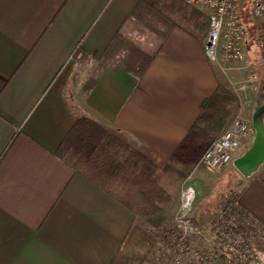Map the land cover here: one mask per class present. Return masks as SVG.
Returning <instances> with one entry per match:
<instances>
[{
  "label": "crops",
  "instance_id": "1",
  "mask_svg": "<svg viewBox=\"0 0 264 264\" xmlns=\"http://www.w3.org/2000/svg\"><path fill=\"white\" fill-rule=\"evenodd\" d=\"M154 8L0 0V264H143V216L74 169L61 142L84 116L163 168L185 161L190 128L212 117L202 102L241 89L240 73L204 56L205 35L165 16L148 24ZM250 91L236 117L251 131L235 157L254 139V119L264 126V94L253 101ZM241 177L236 203L264 224V159Z\"/></svg>",
  "mask_w": 264,
  "mask_h": 264
},
{
  "label": "trees",
  "instance_id": "2",
  "mask_svg": "<svg viewBox=\"0 0 264 264\" xmlns=\"http://www.w3.org/2000/svg\"><path fill=\"white\" fill-rule=\"evenodd\" d=\"M151 1L163 16L186 31L199 37L206 34L208 17L206 18L197 7L185 4L182 0ZM245 4L241 17L247 28V50L251 58H258L260 52L254 43V28ZM78 52L79 49L75 54ZM229 102V94L220 91L204 100L201 107L202 110L219 112L226 108ZM222 129V120H218L216 116L202 115L194 122L187 137L193 139L196 144L207 147ZM58 151L74 169L105 188L135 213L148 210L155 202L168 200L172 194L169 185L179 186L183 175L190 173L196 164L192 160L179 161L172 157L163 168L158 169L141 153L84 116L75 121ZM238 211L251 217V224L255 223L254 227L257 224L264 231L262 222L239 207Z\"/></svg>",
  "mask_w": 264,
  "mask_h": 264
},
{
  "label": "rangeland",
  "instance_id": "3",
  "mask_svg": "<svg viewBox=\"0 0 264 264\" xmlns=\"http://www.w3.org/2000/svg\"><path fill=\"white\" fill-rule=\"evenodd\" d=\"M249 1L250 0H247L248 3L245 4L247 8ZM198 9L207 18L206 11L202 8ZM146 17L148 19L147 21H149L148 24L153 26L154 24H158L159 19L164 16L154 8L148 11ZM263 69L264 68H260V71ZM236 72L240 73L236 83L237 86L241 88L246 82V73L243 71L244 74L242 71L238 70ZM230 80L234 84L235 79L233 78ZM263 86L264 84L258 83L255 89L250 91L253 92L251 95L253 99L257 96L259 98V95L263 96ZM230 90V92L228 91L230 102L227 104L226 108H223L219 112L215 110L209 111L213 117L216 116L218 120H222V131L225 130L231 120L240 113V106L244 101L243 98H245V96L249 97L245 95V92L249 90L242 88L238 90L231 88ZM253 101H255V99ZM245 121L248 122L247 120ZM244 136L240 140V145ZM245 139H247V137H245ZM185 144L187 148L183 153L184 160L194 161L196 163L195 167L190 173L183 175L180 179L179 186H176L177 184L169 185V191L172 194L169 195L168 200L155 202L154 206L148 210L136 213L143 216L145 241L147 243L143 264H173L176 257L179 258L181 264H230L235 256L237 264L241 261V264H264V231H262L257 224L256 227H254L255 223L251 224V217L247 219L249 223H245V220L240 215L238 216L239 211L236 199L242 185L241 174L232 163H229L217 171L206 169L199 163L200 155L206 149V146L196 144L193 139H189ZM238 151H240V146L236 153H238ZM184 179L186 181L183 183ZM186 185H191L195 189L191 215L199 230V232L191 233L187 236L188 245L194 250L214 249L217 251V249H220L218 259L216 258L214 261L201 263L191 257L189 253L178 254L172 237L165 232L167 226L173 221L174 215L179 208L181 187ZM214 224L224 228L225 233L230 238V243L236 246L235 249H224L216 242L209 231V228ZM242 225L244 226L241 227ZM238 242H240L241 245ZM244 252L248 257L243 255Z\"/></svg>",
  "mask_w": 264,
  "mask_h": 264
},
{
  "label": "built area",
  "instance_id": "4",
  "mask_svg": "<svg viewBox=\"0 0 264 264\" xmlns=\"http://www.w3.org/2000/svg\"><path fill=\"white\" fill-rule=\"evenodd\" d=\"M182 1L185 4L202 8L207 13L208 29L203 41V53L207 60L223 71H244L246 82L241 88L255 89L260 80L258 69L259 67L264 68V0H250L248 5V14L254 28L255 45L260 52L258 58H251L247 50V28L241 17L246 0ZM250 130L251 126L248 122L235 117L229 126L202 152L199 163L210 171L220 170L232 163L240 146L241 138ZM185 179L183 183L186 181ZM194 196L195 189L191 185L181 187L179 208L165 232L172 237L178 254L189 253L198 262H211L218 259L220 249L217 251L214 249L194 250L188 245L187 236L199 232L191 215ZM239 215L245 220V223H249L248 216L242 212H239ZM209 231L222 248H236L234 244L230 243V238L224 228L214 224L209 228ZM243 255L248 257L245 252ZM173 264H181L179 258L176 257ZM230 264H237L236 256Z\"/></svg>",
  "mask_w": 264,
  "mask_h": 264
},
{
  "label": "water",
  "instance_id": "5",
  "mask_svg": "<svg viewBox=\"0 0 264 264\" xmlns=\"http://www.w3.org/2000/svg\"><path fill=\"white\" fill-rule=\"evenodd\" d=\"M255 121L256 133L249 147L233 159V166L243 176L254 172L264 159V126L257 118Z\"/></svg>",
  "mask_w": 264,
  "mask_h": 264
}]
</instances>
